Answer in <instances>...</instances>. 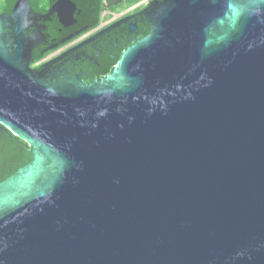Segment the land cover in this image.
<instances>
[{"label": "water", "instance_id": "95a60500", "mask_svg": "<svg viewBox=\"0 0 264 264\" xmlns=\"http://www.w3.org/2000/svg\"><path fill=\"white\" fill-rule=\"evenodd\" d=\"M30 17L0 14V131L31 155L0 264H264V0H160L90 85L32 72Z\"/></svg>", "mask_w": 264, "mask_h": 264}, {"label": "flooded vegetation", "instance_id": "af4514ba", "mask_svg": "<svg viewBox=\"0 0 264 264\" xmlns=\"http://www.w3.org/2000/svg\"><path fill=\"white\" fill-rule=\"evenodd\" d=\"M96 1H100L102 7L100 22L89 28V24L82 21L90 20L92 14L82 7ZM129 1L135 2L129 4ZM31 2L34 6L31 9L38 17L25 20L24 36L35 44L29 66L32 72L52 84L76 80L90 85L110 74L120 55L149 33L150 21L160 0ZM47 2L51 4L45 8ZM54 4L56 12L48 13Z\"/></svg>", "mask_w": 264, "mask_h": 264}, {"label": "trees", "instance_id": "16d2710c", "mask_svg": "<svg viewBox=\"0 0 264 264\" xmlns=\"http://www.w3.org/2000/svg\"><path fill=\"white\" fill-rule=\"evenodd\" d=\"M30 7L34 9L31 0H26ZM15 0H0V14L8 15L14 5ZM135 1H129L132 4ZM51 2H47L45 8L50 6ZM89 14H92L90 20H84L82 22L88 23L89 28L95 27L100 22V14L102 11L100 1H96L95 4L87 7ZM31 159L30 148L19 139L13 138L7 131H0V181L14 173L18 168L26 165ZM11 170L7 173V170Z\"/></svg>", "mask_w": 264, "mask_h": 264}]
</instances>
